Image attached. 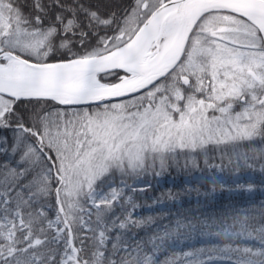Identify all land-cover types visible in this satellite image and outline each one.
I'll return each instance as SVG.
<instances>
[{"label": "snow or ice", "instance_id": "snow-or-ice-1", "mask_svg": "<svg viewBox=\"0 0 264 264\" xmlns=\"http://www.w3.org/2000/svg\"><path fill=\"white\" fill-rule=\"evenodd\" d=\"M29 7L0 0V264H161L163 242L179 229L150 240V252L142 242L129 250L122 232L146 221L128 210L136 204L125 188H136L125 177L163 172L181 154L186 165L200 156L208 164L211 152L237 166L264 160L251 147L264 142V0ZM55 53L66 58L49 62ZM19 101L31 107L19 111ZM215 235L226 242L210 253L231 258L241 249L230 241L247 236L260 246L232 264H264V210ZM204 251L184 256L205 264Z\"/></svg>", "mask_w": 264, "mask_h": 264}, {"label": "trees", "instance_id": "trees-1", "mask_svg": "<svg viewBox=\"0 0 264 264\" xmlns=\"http://www.w3.org/2000/svg\"><path fill=\"white\" fill-rule=\"evenodd\" d=\"M17 3L24 8L26 14L30 11L31 0H17ZM93 3L99 5L101 11L106 9L122 11L132 4L133 0H93ZM108 34H112L111 30ZM92 43L95 44V38ZM64 58L66 57L62 53H55L49 57V62ZM103 76V73L100 74L102 82H117L116 76L108 77L107 80H104ZM48 106L61 107L52 101L48 102ZM30 107L27 101L17 102L19 111H27ZM3 134V130H0V135ZM8 137L11 139L10 132ZM28 140L34 142L31 136ZM251 147L264 149V142L256 140L252 142ZM239 151H249L248 144L243 145ZM227 152L228 155L232 154L231 147L227 148ZM4 158V155L0 153V161ZM12 163L14 164L15 160ZM249 163L252 167L244 165L243 162L239 166L235 163L229 164L227 156L222 159L219 152H211L208 156V164H205V157L200 156L196 161L198 166L191 162L186 165L185 158L181 154L178 157V163L170 162L163 172H160L157 165L155 169H149L139 177H125L127 184L136 188L134 192L130 188H125V192L136 204L134 209L128 207V210L132 212L133 219L146 221V223L139 227H132L130 231L122 232V241H127L129 250L134 248L137 242H142L145 251L150 252L152 248L150 240L155 238L157 243H160L159 236H164L166 232L175 233L179 229V239L175 235L172 239H166L162 245V253L158 255L160 261L165 258H174L176 264L182 261H179L177 255L185 249H193L194 246L223 247L225 240L202 244L195 240L191 245H188L187 240H181L185 236V231L193 228L202 230L206 226L222 228L225 225H232L233 217L236 216L241 218L245 215L255 216L257 221L259 220L260 213L264 210V171H261L264 160L253 158ZM220 164L224 165L223 170L213 167ZM157 172L160 174L157 175ZM236 177H242L239 183H243L239 187L237 185L239 183L235 182ZM140 178L143 183L134 185L133 183ZM213 180L216 181L215 184ZM116 183H120L118 175ZM249 186L251 191H248ZM52 203H55L54 195ZM117 213H121L119 206H117ZM52 216L55 217L54 212ZM110 235L114 241L115 232ZM230 243L233 248L241 247L240 244L236 245L231 241ZM77 246H79L78 242ZM109 249H111V241ZM114 259L119 261L120 256H115Z\"/></svg>", "mask_w": 264, "mask_h": 264}, {"label": "rangeland", "instance_id": "rangeland-1", "mask_svg": "<svg viewBox=\"0 0 264 264\" xmlns=\"http://www.w3.org/2000/svg\"><path fill=\"white\" fill-rule=\"evenodd\" d=\"M114 102H119V101H114ZM241 178L242 177H236L235 178V182L239 183L241 181ZM141 183H143V180H141V178H140L138 181L134 182L133 184L134 185H141ZM242 183L243 182L237 184L238 187ZM248 191H251V190H248ZM227 226H231V225L229 224ZM222 228L216 227V226L215 227H211V228H209V226H206L202 230L193 228L192 230L185 231V236H183V239L181 241H186L187 240L188 241V245H191V243L195 242V240L196 241L198 240V242L200 244H202V243L220 242V241H222L224 239L222 237H217L215 235V233L222 231ZM229 230H231V228H229ZM231 242L234 243V244L236 243V245L237 244L241 245V247H239L241 249V253H239V254L233 253L231 258H229L225 254L216 255L214 253H210L208 250L213 249L212 247L202 248V247L194 246L193 249H185L182 252H180L179 255H177V258L179 259V261L182 260L179 264H188L189 260H192V259L195 258V257H185L184 256L185 252H193V253H195L199 249H204L205 250L202 254L199 255V259L203 260L205 262V264H232L233 259H235L237 257V255H242L243 254V252H242L243 248L250 247V248H254L255 249V248L260 246L258 241L252 240V239H248L247 236H241V237H238V238H233L231 240ZM236 247H238V246H236ZM236 247H234V248H236ZM160 253H162V251ZM165 259H171V258H165ZM163 261H161V264H162Z\"/></svg>", "mask_w": 264, "mask_h": 264}, {"label": "water", "instance_id": "water-1", "mask_svg": "<svg viewBox=\"0 0 264 264\" xmlns=\"http://www.w3.org/2000/svg\"><path fill=\"white\" fill-rule=\"evenodd\" d=\"M117 71H120V70H117ZM126 98H127V97H125V98H114V99H113V102H114V101H120L121 99H126Z\"/></svg>", "mask_w": 264, "mask_h": 264}]
</instances>
